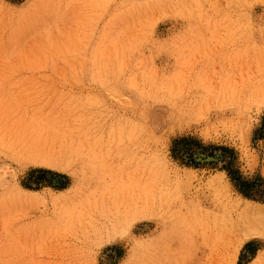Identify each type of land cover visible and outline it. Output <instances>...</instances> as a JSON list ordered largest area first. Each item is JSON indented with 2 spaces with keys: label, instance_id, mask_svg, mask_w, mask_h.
Masks as SVG:
<instances>
[{
  "label": "rangeland",
  "instance_id": "rangeland-1",
  "mask_svg": "<svg viewBox=\"0 0 264 264\" xmlns=\"http://www.w3.org/2000/svg\"><path fill=\"white\" fill-rule=\"evenodd\" d=\"M218 1L0 0V264H264L149 203L178 172L264 205V0Z\"/></svg>",
  "mask_w": 264,
  "mask_h": 264
},
{
  "label": "bare ground",
  "instance_id": "bare-ground-1",
  "mask_svg": "<svg viewBox=\"0 0 264 264\" xmlns=\"http://www.w3.org/2000/svg\"><path fill=\"white\" fill-rule=\"evenodd\" d=\"M240 82L244 83L242 79ZM4 135L6 139L7 136L11 135V130H6ZM8 141L6 139L5 144ZM150 185L153 188L151 190V200L149 201L150 205L155 206L160 203L162 205H181L184 215L192 217L195 220V224L175 226L171 240L176 245H180V247L186 242H192L199 238L206 242L205 245L209 244L208 246L213 251L212 256L214 259V256H221L222 253L225 254L224 250L226 251L225 248L232 237H235V240L238 239L236 238L238 236L243 240L247 237L264 238V205L251 201H234L226 187L223 188V186L221 187L215 182L207 186H200L199 184L193 185L191 177H187L186 175L180 176L178 172L172 174V176L169 174H160L158 177L153 178ZM206 225H209V227H205ZM164 250L167 252H165V255H171L174 260L173 263L177 264L176 261L182 256V252L177 250L170 251L169 246ZM187 251L189 254L192 253V255L200 252L196 248H188ZM188 257L189 260L192 259L191 255ZM200 259L203 258L200 257ZM212 260L210 261L212 262ZM196 261L198 262V259L191 261V263L197 264Z\"/></svg>",
  "mask_w": 264,
  "mask_h": 264
},
{
  "label": "trees",
  "instance_id": "trees-1",
  "mask_svg": "<svg viewBox=\"0 0 264 264\" xmlns=\"http://www.w3.org/2000/svg\"><path fill=\"white\" fill-rule=\"evenodd\" d=\"M193 156L195 157V159L197 158V160L200 161L201 156L198 158L197 155H196V153H194ZM201 161H202V160H201ZM247 186H249L247 183H243L242 185L240 184V190L242 191V193H243L244 195L247 194V191H248L250 188H252L251 186H250V187H247ZM246 189H247V191H246Z\"/></svg>",
  "mask_w": 264,
  "mask_h": 264
}]
</instances>
